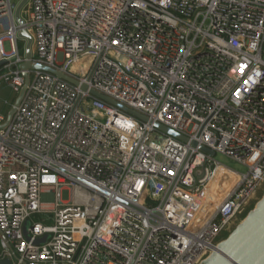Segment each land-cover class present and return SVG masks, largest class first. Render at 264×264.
Instances as JSON below:
<instances>
[{"label":"built area","instance_id":"obj_1","mask_svg":"<svg viewBox=\"0 0 264 264\" xmlns=\"http://www.w3.org/2000/svg\"><path fill=\"white\" fill-rule=\"evenodd\" d=\"M16 6L0 0V83L20 92ZM22 16L32 65L8 126L0 114V260L200 264L264 184V0H29Z\"/></svg>","mask_w":264,"mask_h":264},{"label":"water","instance_id":"obj_2","mask_svg":"<svg viewBox=\"0 0 264 264\" xmlns=\"http://www.w3.org/2000/svg\"><path fill=\"white\" fill-rule=\"evenodd\" d=\"M28 1L29 0H20L14 12L15 20L18 23L20 29L19 37L27 40L26 57L28 60L21 66L24 71L23 75L25 77V85L21 88L12 108L10 109L4 127L10 124L13 115L16 112V109L20 104L29 84L28 71L32 65L31 57L33 37L27 32L25 20L22 16L23 9L27 5ZM6 62L7 60L0 61V66ZM34 68L48 71L64 78L65 80L77 86H80L83 92H89L93 96L109 103L116 109V112L118 113L120 111H126L127 113L134 115L141 121L150 122L149 118L146 115L132 108H129L125 104L120 103L110 98L109 96L98 92L95 89H91L87 84H81L76 79L63 74L62 72L52 67L44 64H37L34 66ZM153 126L155 129L162 131L167 135L174 136L184 142L189 141L187 136L167 126H164L159 122H153ZM191 144L195 146L196 142H192ZM201 150L212 156L215 155V152L213 150H210L205 146H202ZM119 201L131 211H135L137 213L146 212V210L141 209L122 198H119ZM31 223V220H28L25 224L24 230L27 238H30V234L28 233L27 228ZM47 238L48 237L46 236L42 239L36 240V242H44L47 240ZM0 264H12V260L10 258H5L3 260H0ZM200 264H264V195L256 203L255 207L248 213V215L240 221V223L234 228V230L225 239L218 241L217 244L214 245L213 250L203 259Z\"/></svg>","mask_w":264,"mask_h":264},{"label":"rangeland","instance_id":"obj_3","mask_svg":"<svg viewBox=\"0 0 264 264\" xmlns=\"http://www.w3.org/2000/svg\"><path fill=\"white\" fill-rule=\"evenodd\" d=\"M11 1H12L13 7H15L20 2V0H11ZM6 48L7 49L9 48L8 43L6 44ZM18 94H19V92L14 90L8 84L0 83V114H3L5 116L8 115V113H9L10 109L12 108ZM217 159L220 162L224 163L225 165H227L233 169H236L240 172H243L246 170V167H244L242 164H240L239 162H237V161H235L229 157H226L224 155L218 154ZM263 195H264V184L255 193V195L253 196V198L251 199L249 204L246 206L245 211L236 218L234 223L231 225L229 231L226 232L225 234H223L219 238V241L225 239L234 230V228L240 223V221L245 216H247L248 213L255 207L256 203L263 197Z\"/></svg>","mask_w":264,"mask_h":264}]
</instances>
